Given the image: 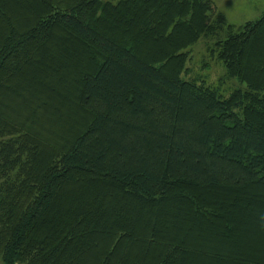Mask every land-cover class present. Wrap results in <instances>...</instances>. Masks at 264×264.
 I'll list each match as a JSON object with an SVG mask.
<instances>
[{"label":"trees","instance_id":"1","mask_svg":"<svg viewBox=\"0 0 264 264\" xmlns=\"http://www.w3.org/2000/svg\"><path fill=\"white\" fill-rule=\"evenodd\" d=\"M0 264H264V12L0 0Z\"/></svg>","mask_w":264,"mask_h":264},{"label":"rangeland","instance_id":"2","mask_svg":"<svg viewBox=\"0 0 264 264\" xmlns=\"http://www.w3.org/2000/svg\"><path fill=\"white\" fill-rule=\"evenodd\" d=\"M118 2L119 0H105ZM217 11L222 13L230 24L241 26L259 19L264 12V0H212ZM224 34L221 35L223 37ZM210 41L202 40L191 49L192 59L189 63L187 78H201L210 86H217L228 96L232 90L245 88L238 80L226 75L223 65L208 54Z\"/></svg>","mask_w":264,"mask_h":264}]
</instances>
